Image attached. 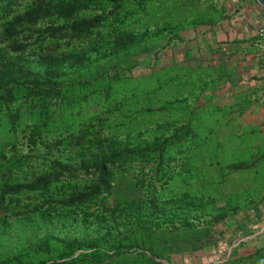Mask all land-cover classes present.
Here are the masks:
<instances>
[{"label": "rangeland", "instance_id": "374dc122", "mask_svg": "<svg viewBox=\"0 0 264 264\" xmlns=\"http://www.w3.org/2000/svg\"><path fill=\"white\" fill-rule=\"evenodd\" d=\"M137 1L130 0L133 11ZM230 7L227 0H159L157 22L193 24L181 30L182 38L217 25ZM148 21L154 29L155 21ZM131 28L139 31L144 26ZM176 41L169 34L160 41L164 48L157 40L137 56L99 61L93 72L107 73L96 83L102 85L53 100L48 109L31 98L0 104V196L6 185L20 187L18 193L0 198V262L28 249L47 230L62 240L73 232L86 238L97 229L96 214L105 213V203L115 209L125 202L154 198L169 213L171 200L184 195L205 203V208L191 213L189 224L177 219L174 226L123 236L118 243L132 253L104 264H264V81L236 92L222 91L217 81L228 70L161 60V50ZM107 77L110 81L104 84ZM158 124L169 128L166 137L173 135L170 148L148 161L129 155L123 162L108 163L111 193L101 196L108 195L107 200L89 204V221L95 223L89 229L81 209L75 211L68 199L97 183L100 173L89 164L92 157L86 158L87 169L81 168L80 159L70 162L72 169L61 172L51 185L52 196L49 189L45 198L27 187L56 171V160L61 166L68 163L72 138L85 127L89 137L94 128L119 139L131 133L135 141L153 138ZM38 131L42 136L35 135L34 142L31 135ZM166 172L168 177L161 179ZM37 207L44 209L35 211ZM63 247L60 242L45 247L34 260L52 259L64 252Z\"/></svg>", "mask_w": 264, "mask_h": 264}, {"label": "trees", "instance_id": "16d2710c", "mask_svg": "<svg viewBox=\"0 0 264 264\" xmlns=\"http://www.w3.org/2000/svg\"><path fill=\"white\" fill-rule=\"evenodd\" d=\"M136 4L138 9L133 11L130 0H0V104L28 101L31 98L48 109L53 100L67 99L68 95H82L86 90L102 85L96 83L107 73L93 72L99 61L112 56H137L150 42L159 40L160 45V41L169 34L181 40L178 36L181 30L193 25L177 24L171 20L157 22L159 0H138ZM162 5L164 8L166 2H162ZM139 15L142 16L137 18ZM148 19L155 21L154 29H151L152 23ZM135 24L143 25L144 28L135 31L131 28ZM109 81L107 77L104 84ZM84 129L72 138L68 163L63 162L61 166L62 161L56 160V171L45 173L27 187L31 191H39L43 197L49 189L52 196L55 191L51 185L59 181L61 172L72 169L73 164L70 162L80 159L81 168L87 169L89 165L86 158L92 157L89 164L100 173L97 183L93 181L81 192H73L68 199V205L73 206L75 211L81 209L83 224L89 229L95 224L89 221L92 214L87 213L89 204L94 199L107 200L108 195L104 198L101 196L111 193V181L107 178L111 173L107 164L123 162L129 155L148 161L159 152L168 150L174 138L173 135L166 137L164 134L169 128L159 124L150 140L134 141L130 137L131 133L125 139L103 136L97 132L99 129L94 128L90 131L92 137H89L86 127ZM159 132L163 135L159 136ZM41 133L32 134L31 140L35 142L33 138L35 135L41 137ZM167 177L166 172L161 179ZM55 188H58V184ZM19 191V186L12 188L6 185L1 188L0 198L4 200L9 193L16 194ZM150 195L154 196L155 193ZM184 197L171 200L173 209L169 213L162 206L159 207L154 198L125 202L115 209L106 207L105 203L102 207L105 213L95 212L97 229L86 238L73 232L62 240L47 230L39 241L29 244L28 249L8 255L0 264H104L132 253L131 248L118 243L123 236L146 229L159 230L163 225L174 226L177 219L182 221L184 218L189 224L191 213L199 212L201 206L205 208V203L194 197ZM42 208L37 207L35 211ZM57 242L64 243V252L42 262L34 260L45 247L50 249Z\"/></svg>", "mask_w": 264, "mask_h": 264}, {"label": "crops", "instance_id": "0c3cea01", "mask_svg": "<svg viewBox=\"0 0 264 264\" xmlns=\"http://www.w3.org/2000/svg\"><path fill=\"white\" fill-rule=\"evenodd\" d=\"M230 4L229 13L220 23L182 34L181 40L161 50V60L228 70V75L217 81L222 91L236 92L264 81V42L259 35L264 29V9L256 0ZM163 43L159 45L162 48Z\"/></svg>", "mask_w": 264, "mask_h": 264}, {"label": "built area", "instance_id": "2783aa9c", "mask_svg": "<svg viewBox=\"0 0 264 264\" xmlns=\"http://www.w3.org/2000/svg\"><path fill=\"white\" fill-rule=\"evenodd\" d=\"M230 3H232V4H235V5H237V4H239V2H240V0H228ZM259 35H260V37H261V40L264 42V29H261L260 31H259Z\"/></svg>", "mask_w": 264, "mask_h": 264}, {"label": "water", "instance_id": "95a60500", "mask_svg": "<svg viewBox=\"0 0 264 264\" xmlns=\"http://www.w3.org/2000/svg\"><path fill=\"white\" fill-rule=\"evenodd\" d=\"M256 1L264 9V0H256Z\"/></svg>", "mask_w": 264, "mask_h": 264}]
</instances>
